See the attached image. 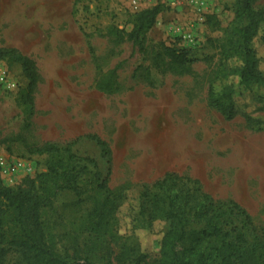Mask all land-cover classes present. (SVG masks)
I'll return each mask as SVG.
<instances>
[{"label":"rangeland","instance_id":"obj_1","mask_svg":"<svg viewBox=\"0 0 264 264\" xmlns=\"http://www.w3.org/2000/svg\"><path fill=\"white\" fill-rule=\"evenodd\" d=\"M235 2L0 0V49L18 50L38 74L31 118L19 104L29 84L21 65L0 61V71L16 85H0V158L31 168L12 181L2 179L14 190L34 179L46 193L63 185L64 179L43 178L52 167L73 173L79 193L61 191L42 212L47 238L59 254L93 264H130L120 258L137 247L146 264H158L170 223L145 221L142 194L168 173L198 180L215 199L243 206L264 238V130L250 127L244 117L264 123V88L253 86L236 97L240 113L232 121L208 103L211 85L217 92L238 85L235 78L217 76V46L234 20ZM157 5L162 12L144 36L143 50L110 33L112 27L131 32L135 14ZM254 8L264 16V0H255ZM162 45L187 49L199 61L176 68ZM253 46L264 74V22ZM115 68L119 91L106 95L96 83ZM89 135L112 148V167ZM46 143L62 152L36 154ZM70 146L71 160L63 152ZM4 264L26 263L11 251Z\"/></svg>","mask_w":264,"mask_h":264},{"label":"trees","instance_id":"obj_2","mask_svg":"<svg viewBox=\"0 0 264 264\" xmlns=\"http://www.w3.org/2000/svg\"><path fill=\"white\" fill-rule=\"evenodd\" d=\"M254 6L255 0H236L234 20L217 46L222 56L217 71L218 79L235 78L238 85L230 84L221 92L211 85L208 103L227 121L234 120L240 113L237 96L253 86L264 88V74L259 69L253 46L264 16L256 12ZM161 12L160 5L143 10L135 14L131 32L112 27L110 33L119 40L127 38L134 47L143 50L144 36L154 27ZM162 49L170 65L176 68H190L199 61L187 49L177 50L166 45H162ZM0 61L21 65L29 84L25 94L19 98V104L25 107L32 118L38 84L36 64L16 49H0ZM116 72L115 68L101 76L96 83L97 90L106 95L118 92ZM244 117L250 127L258 126L259 130H264L263 122L255 121L249 115ZM86 138L97 144L102 158L112 167L114 153L109 144L98 136L89 135ZM61 152L53 143H46L35 151L38 155L53 156ZM63 152L70 160L74 158L71 146ZM89 162L95 164L94 161ZM59 168L52 167L43 178L55 182L64 179L63 185L55 192L46 190V193L39 192L34 179L26 187L17 190L6 187L0 169V264H4L11 251L18 252L26 264H93L89 258L59 254L47 238L42 220L43 210L50 207L53 199L63 190L79 193L72 183L76 180L73 173L67 169L60 173ZM101 189H107L106 182L101 185ZM142 199V214L147 216L145 221L149 225L157 220L170 223L162 239L158 264H264V238L259 234L249 212L232 200L215 199L203 190L198 180L168 173L151 188L146 187ZM103 218L105 215L101 218L102 223ZM123 258L130 264H146L147 261V256L137 247H128L120 260Z\"/></svg>","mask_w":264,"mask_h":264},{"label":"built area","instance_id":"obj_3","mask_svg":"<svg viewBox=\"0 0 264 264\" xmlns=\"http://www.w3.org/2000/svg\"><path fill=\"white\" fill-rule=\"evenodd\" d=\"M0 85H4L7 89L13 90L15 88V84L9 81L7 74L5 71H0ZM0 169L1 175L7 176L12 181V177L18 175L20 172H31V168L27 165L26 162L22 160H13L5 159L3 157L0 158Z\"/></svg>","mask_w":264,"mask_h":264}]
</instances>
